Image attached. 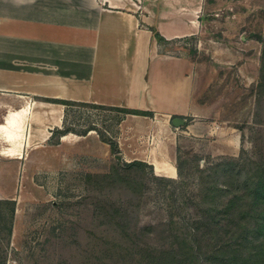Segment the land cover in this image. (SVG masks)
Returning <instances> with one entry per match:
<instances>
[{
    "label": "crops",
    "instance_id": "0c3cea01",
    "mask_svg": "<svg viewBox=\"0 0 264 264\" xmlns=\"http://www.w3.org/2000/svg\"><path fill=\"white\" fill-rule=\"evenodd\" d=\"M218 1L0 0V163L30 159L42 146L59 161L70 148L111 153L95 129L56 132L66 125V106L102 105L150 112L124 113L113 139L124 160L174 177L171 118L191 117L190 129L207 134L222 119L220 98L210 92L221 83L216 61H231L175 51L188 39L208 47L202 34L207 17L224 14ZM255 60L236 65L237 75L254 80L258 63L255 72L246 66L255 68Z\"/></svg>",
    "mask_w": 264,
    "mask_h": 264
},
{
    "label": "rangeland",
    "instance_id": "374dc122",
    "mask_svg": "<svg viewBox=\"0 0 264 264\" xmlns=\"http://www.w3.org/2000/svg\"><path fill=\"white\" fill-rule=\"evenodd\" d=\"M218 7L223 16L205 21L202 36L207 48H196L194 39H188L189 44L181 40V49H175L204 62L213 63L214 55L231 61L215 64L221 83L210 96L220 98L222 119L213 123L212 133L190 129L191 117H183L178 126L170 124L176 133L174 177L161 175L153 165L118 168L126 161L118 148L96 155L70 148L67 159L59 161L50 159L42 146L30 159L0 163V198L16 201L7 264H112L114 252L123 255L125 245L134 240L155 247L178 240L197 217L202 219L233 192L242 194L253 179L264 175V0H220ZM219 41L222 47H217ZM168 48L171 51L173 45ZM248 57L256 58L255 68L246 66L250 72L258 63L251 81L235 69ZM65 109L67 129L82 131L93 125L101 137L112 140L124 114L89 105ZM208 184L210 195L205 194ZM248 198L243 195L240 205L246 206ZM109 204L130 206L140 226H163L136 234L128 229L123 235L103 209ZM162 232L168 236L162 237ZM139 245L129 247L120 260L129 264L130 254L139 257ZM202 253L198 264H222Z\"/></svg>",
    "mask_w": 264,
    "mask_h": 264
},
{
    "label": "trees",
    "instance_id": "16d2710c",
    "mask_svg": "<svg viewBox=\"0 0 264 264\" xmlns=\"http://www.w3.org/2000/svg\"><path fill=\"white\" fill-rule=\"evenodd\" d=\"M154 34L160 37L157 32ZM50 101L75 104L55 99ZM92 107L110 108L123 113L151 114L138 109L112 108L102 105H92ZM90 129H95L99 136H102V133L93 125L78 132L84 134ZM67 131L74 130L67 129L65 126L63 129L56 130L58 134ZM101 139L109 143L112 152L117 150L114 140L108 137H101ZM133 165L152 167L151 164L142 160L124 161L117 164V167L129 169ZM205 189L207 190L205 194L210 195L211 186L205 185ZM243 193L233 192L228 198L221 200L214 210L209 208L202 219L197 217L193 221L194 224L185 235L177 237L178 240L173 239L157 247L146 245L147 242L139 245V242L134 240L131 246L128 244L125 248L123 247L125 249L123 255H119L117 251L114 252L116 256H112V264H126L121 261L122 258L128 254L129 247L134 248L137 245L140 246V256L130 254L132 259L129 264H198L200 251L203 252L202 254H209V258H214L222 264H264V175L261 174L253 179ZM245 194L249 197L245 202L248 205L241 206L240 199ZM108 206V209L103 207L105 213L114 218L115 228L123 235L128 234V229L136 234L163 226L162 224L140 226L136 221V211L130 206L111 204ZM15 207V199L0 198V264H7L6 247L12 236ZM160 235L168 236L165 232Z\"/></svg>",
    "mask_w": 264,
    "mask_h": 264
},
{
    "label": "water",
    "instance_id": "95a60500",
    "mask_svg": "<svg viewBox=\"0 0 264 264\" xmlns=\"http://www.w3.org/2000/svg\"><path fill=\"white\" fill-rule=\"evenodd\" d=\"M184 121H185L184 118L181 117V116H173V117L171 118V123H172L173 125H175V126H178V125H180V124H183Z\"/></svg>",
    "mask_w": 264,
    "mask_h": 264
}]
</instances>
